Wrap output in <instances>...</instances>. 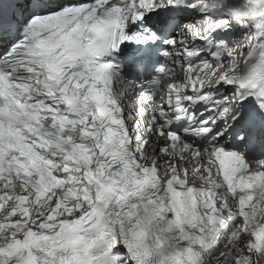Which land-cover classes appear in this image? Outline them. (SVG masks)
<instances>
[{"label": "snow or ice", "instance_id": "snow-or-ice-1", "mask_svg": "<svg viewBox=\"0 0 264 264\" xmlns=\"http://www.w3.org/2000/svg\"><path fill=\"white\" fill-rule=\"evenodd\" d=\"M0 264H264V0H0Z\"/></svg>", "mask_w": 264, "mask_h": 264}]
</instances>
